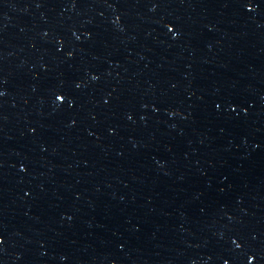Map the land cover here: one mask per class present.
Returning <instances> with one entry per match:
<instances>
[{"label": "water", "instance_id": "95a60500", "mask_svg": "<svg viewBox=\"0 0 264 264\" xmlns=\"http://www.w3.org/2000/svg\"><path fill=\"white\" fill-rule=\"evenodd\" d=\"M0 264H264V0H0Z\"/></svg>", "mask_w": 264, "mask_h": 264}]
</instances>
